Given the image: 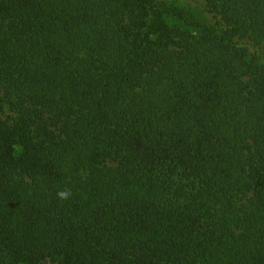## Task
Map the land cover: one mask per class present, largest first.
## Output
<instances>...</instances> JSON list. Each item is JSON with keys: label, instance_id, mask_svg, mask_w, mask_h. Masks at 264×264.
Instances as JSON below:
<instances>
[{"label": "trees", "instance_id": "obj_1", "mask_svg": "<svg viewBox=\"0 0 264 264\" xmlns=\"http://www.w3.org/2000/svg\"><path fill=\"white\" fill-rule=\"evenodd\" d=\"M0 264H264V0H0Z\"/></svg>", "mask_w": 264, "mask_h": 264}, {"label": "clouds", "instance_id": "obj_2", "mask_svg": "<svg viewBox=\"0 0 264 264\" xmlns=\"http://www.w3.org/2000/svg\"><path fill=\"white\" fill-rule=\"evenodd\" d=\"M72 191L69 188H61L56 191V198L60 201H68L72 198Z\"/></svg>", "mask_w": 264, "mask_h": 264}, {"label": "rangeland", "instance_id": "obj_3", "mask_svg": "<svg viewBox=\"0 0 264 264\" xmlns=\"http://www.w3.org/2000/svg\"><path fill=\"white\" fill-rule=\"evenodd\" d=\"M198 11H199V10H198ZM198 11H195V10H194V12L198 15V17H201V18H202V17H203L202 13H201L200 11H199V12H198Z\"/></svg>", "mask_w": 264, "mask_h": 264}]
</instances>
